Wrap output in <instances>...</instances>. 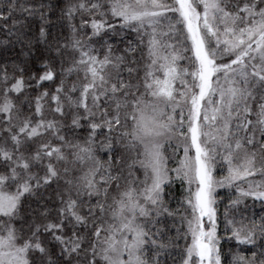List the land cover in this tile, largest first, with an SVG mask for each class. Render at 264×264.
<instances>
[{
  "label": "snow or ice",
  "instance_id": "1",
  "mask_svg": "<svg viewBox=\"0 0 264 264\" xmlns=\"http://www.w3.org/2000/svg\"><path fill=\"white\" fill-rule=\"evenodd\" d=\"M223 188L264 207V0H0V264H264Z\"/></svg>",
  "mask_w": 264,
  "mask_h": 264
},
{
  "label": "trees",
  "instance_id": "2",
  "mask_svg": "<svg viewBox=\"0 0 264 264\" xmlns=\"http://www.w3.org/2000/svg\"><path fill=\"white\" fill-rule=\"evenodd\" d=\"M49 2L55 4L57 3V0H49ZM61 4L68 3V0H60ZM78 22V21H77ZM39 19L34 18L32 20V26L33 30H37L39 26ZM54 34H59L61 29L59 27L52 29ZM131 41L133 46H135L136 43H138V37L135 33L129 32L127 35L124 36L123 40H120L119 38H114V40L110 41L113 43L114 53L119 55L121 54V51L125 48L126 44ZM19 51V49H17ZM14 55V54H13ZM41 61L37 59H28L27 66L32 70L36 71L37 69L41 68ZM184 63L183 61L181 62ZM179 154L182 156V149L179 150ZM101 155H105L104 153H101ZM220 166H217V175L220 174ZM174 175V174H173ZM255 179H260V177H255ZM187 186H184V188L181 187V183L179 181H176L170 189L167 190L165 196L166 200L170 201V207L176 208L179 201H182L185 197ZM237 193L235 189H228L223 188L219 189L217 192V215H218V222H219V229L218 233L220 235L224 234V214L226 211H228L229 217H232L233 214H235L236 219H240L241 215L243 214L246 216L249 220L255 218L257 221H259L260 217L264 215V207H261L260 202L253 201L252 199L248 198L245 199L239 206H232L230 209V205L232 204V200L235 199ZM238 207L241 211L234 212L235 208ZM177 219H179L177 217ZM186 229V225H185ZM190 241V238H189ZM183 244V242H181ZM225 251L228 250V245H224Z\"/></svg>",
  "mask_w": 264,
  "mask_h": 264
},
{
  "label": "rangeland",
  "instance_id": "3",
  "mask_svg": "<svg viewBox=\"0 0 264 264\" xmlns=\"http://www.w3.org/2000/svg\"><path fill=\"white\" fill-rule=\"evenodd\" d=\"M182 62V61H181ZM177 87L179 88L180 87V85L179 84H177ZM170 166H171V164H170ZM192 188H193V190L195 189V185H193L192 186Z\"/></svg>",
  "mask_w": 264,
  "mask_h": 264
}]
</instances>
